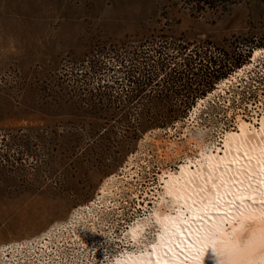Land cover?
Returning <instances> with one entry per match:
<instances>
[{"label": "rangeland", "instance_id": "374dc122", "mask_svg": "<svg viewBox=\"0 0 264 264\" xmlns=\"http://www.w3.org/2000/svg\"><path fill=\"white\" fill-rule=\"evenodd\" d=\"M199 1L0 0V90L17 87L15 92L0 96V153L8 152L5 145L11 138L37 137V132L26 129L39 130L42 136L66 131L53 127L60 120L45 118L29 107L42 98L39 87L86 79V68L94 60L118 70L116 58L104 60L98 58V52L115 53L122 44L153 39V49L160 55L145 46L140 48L145 56L154 61L172 58L171 69L195 60L198 69L205 65L198 56L222 60L227 55L241 62V50H252L242 66L217 81L213 91L196 102L182 123L145 133L125 160L25 159L10 160V164L0 160V170H22L0 175V250L40 241L52 230V240L59 235L65 241L81 240L83 234L71 227L77 215L88 214L81 210L88 206L89 212L110 226L109 237L90 240L109 241L119 253L124 248V252L135 251L125 234L129 225L148 212L137 209L133 194L156 199L165 171L177 170L186 160H201L204 148H222L224 134L236 131L238 119L258 127L264 114V0ZM162 38L175 47L164 43L159 47ZM256 50L261 52L253 58ZM112 75L106 74L102 80L110 82ZM164 79L160 75L156 88L139 95L157 100L190 98L201 90L165 89ZM33 88L38 90L32 92ZM135 90L130 86L113 94L138 95ZM98 163L114 167L99 175L94 167ZM102 190L122 196L120 204L114 206L118 210H111L115 203L109 205L111 199L101 201ZM150 199L146 211L151 212L154 205ZM118 212L126 219L114 227L111 221ZM146 228L149 234L145 242H151L156 228Z\"/></svg>", "mask_w": 264, "mask_h": 264}, {"label": "bare ground", "instance_id": "6f19581e", "mask_svg": "<svg viewBox=\"0 0 264 264\" xmlns=\"http://www.w3.org/2000/svg\"><path fill=\"white\" fill-rule=\"evenodd\" d=\"M260 52L254 51L253 58ZM222 143L215 151L204 148L201 160H186L177 170L165 171L156 199L131 196L137 209L148 213L125 234L136 250L114 257L112 264H264V114L258 127L238 119L236 131L225 133ZM101 196L104 203L115 202L111 207L122 201L116 192L102 190ZM149 199L151 212L146 211ZM81 210L88 214L77 215L71 227L77 234L110 236L105 220L88 206ZM125 219L118 212L111 224L116 227ZM149 225L156 232L145 242ZM53 232L43 235L48 243Z\"/></svg>", "mask_w": 264, "mask_h": 264}, {"label": "trees", "instance_id": "16d2710c", "mask_svg": "<svg viewBox=\"0 0 264 264\" xmlns=\"http://www.w3.org/2000/svg\"><path fill=\"white\" fill-rule=\"evenodd\" d=\"M194 1L196 4L202 2ZM161 41L159 47H163V43L164 46L175 47V43H168L165 38ZM134 43L136 45L133 46ZM133 44L129 42L122 44L123 48L121 46L115 53L98 52L100 56L98 58L104 60L109 59L110 56L116 58L118 65L116 71L113 65L94 60L86 68V79L39 87L42 89L39 91L42 98L34 103V106L29 107V110L45 118L60 120L55 122L53 127L63 128L66 131L42 136L39 130L26 129L27 132H37V137L9 139L5 145L8 152L0 153V160L7 164H10V160L25 159L125 160L145 133L172 129L182 123L186 119L187 112L196 102L213 91L217 81L225 79L229 72L242 66L252 52L251 48L244 47L241 50V62L230 60L227 55L222 60H214L202 55L198 56L197 60L205 62V65H199L198 69L194 67L195 60H189L187 64L185 61L182 67L171 69L172 58L154 61L145 56L143 50L140 51V48L146 46V48L151 47V52L154 54L160 55L158 50L153 49L156 47L153 39L133 42ZM208 46L209 44H205V47ZM261 48L264 49V46ZM195 70L198 73H194ZM112 73L110 82L102 80L104 75ZM118 74L120 77H116ZM160 75L165 77L163 80L165 89L181 88L186 91L200 87L201 90L190 98L168 97L157 100V98L141 97L139 94L143 91L157 87L156 80ZM130 86L136 89L138 95L114 96L116 90ZM16 89L17 87L0 90V96L15 92ZM35 90L38 89L33 88L32 92ZM26 112L21 111V113ZM35 146L42 154L34 149ZM94 167L99 175H106L114 166L98 163ZM18 172L22 170H0V175H15Z\"/></svg>", "mask_w": 264, "mask_h": 264}, {"label": "built area", "instance_id": "2783aa9c", "mask_svg": "<svg viewBox=\"0 0 264 264\" xmlns=\"http://www.w3.org/2000/svg\"><path fill=\"white\" fill-rule=\"evenodd\" d=\"M59 233H57V236ZM51 239V238H50ZM47 237L38 243H20L0 250V264H112L124 249L108 242H93L87 236L81 240L60 241ZM123 248V247H122Z\"/></svg>", "mask_w": 264, "mask_h": 264}, {"label": "snow or ice", "instance_id": "6c2138e0", "mask_svg": "<svg viewBox=\"0 0 264 264\" xmlns=\"http://www.w3.org/2000/svg\"><path fill=\"white\" fill-rule=\"evenodd\" d=\"M211 250L214 252L215 251V247H212ZM261 251H264V249H262Z\"/></svg>", "mask_w": 264, "mask_h": 264}]
</instances>
